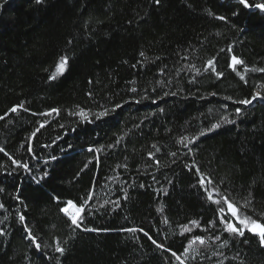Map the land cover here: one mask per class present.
<instances>
[{
    "label": "trees",
    "instance_id": "trees-1",
    "mask_svg": "<svg viewBox=\"0 0 264 264\" xmlns=\"http://www.w3.org/2000/svg\"><path fill=\"white\" fill-rule=\"evenodd\" d=\"M0 5V148L8 154L0 152V264H179L171 252L182 255L190 237L220 235L194 229L181 236L182 225L195 219L210 227L217 219L222 227L189 170L193 163L214 181L210 188L234 196L251 190L255 212L264 213V101L241 106L223 99L250 97L264 84L262 72L249 71L245 83L229 67L237 55L250 69L264 68V13L238 0ZM65 55L67 70L50 79ZM208 60L222 77L192 70L203 72ZM21 104L26 111L11 112ZM80 108L109 114L91 122L69 115ZM52 109L58 114L45 115ZM224 116L235 123L188 147L179 143ZM85 198L84 225L98 231H73L60 211L67 200ZM127 228L143 231L133 238ZM245 239L225 249L212 243L187 264H264L258 239ZM57 241L63 255L55 252Z\"/></svg>",
    "mask_w": 264,
    "mask_h": 264
},
{
    "label": "snow or ice",
    "instance_id": "snow-or-ice-1",
    "mask_svg": "<svg viewBox=\"0 0 264 264\" xmlns=\"http://www.w3.org/2000/svg\"><path fill=\"white\" fill-rule=\"evenodd\" d=\"M5 2H7V0H5ZM44 2L45 0H35V3L37 4H43ZM155 2L159 4L160 0H155ZM238 3L240 5H243L244 8H254L256 10H259L261 13H264V3H257L255 5H252L249 4L248 0H238ZM209 15H212V13L209 12ZM217 19L225 20L226 18L217 17ZM228 51L232 52V49H228ZM140 55L144 56V53L141 52ZM68 64H69V57L67 55L61 56L58 64L56 65V71L50 75V79L55 80L58 75H62L67 70ZM238 66H240L239 69ZM229 67L231 68L232 72L239 77V80L244 81L245 83H247L246 74L249 71H258L264 73V68L250 69L249 67L246 66L245 61L242 58H239L237 55L231 56ZM209 69H211V72L214 73L217 77L223 76V73L218 72L214 67L213 60L207 61V66L204 68L203 72L200 69L196 68L195 65H192V70L195 71L197 76L207 73ZM191 82L195 83L196 81L195 79H193V81ZM257 87L259 90L255 91L250 97L233 99V97L231 96H225L223 97V99L231 101L233 104H237L241 106L252 105L255 101H264V94H262V91H264V84L258 85ZM132 91H136V89L133 88ZM171 94L175 95L176 93H171ZM211 95L215 96L216 93L213 92L211 93ZM19 109H24L23 104L12 107L11 112L19 114L18 111ZM24 110L26 111V109ZM58 112L59 109H52L45 115L50 116L53 113L58 114ZM241 112L242 109L240 107H237L235 109V115L237 117L240 116ZM108 114H109L108 109H105L104 111L99 113H89L85 111L83 108H80L76 112L69 113V115L78 116L81 118V120L88 122H91L92 116H95L96 119H101L107 116ZM4 119H5L4 116H0V120H4ZM222 123L233 124L235 123V120H230L228 116H224L221 122L213 124L211 128L208 129L207 131L201 130L198 136H192V137L184 136L179 140V143L184 147H188L189 144H194L196 140L199 139L200 136H204L207 134V132L214 131L220 128ZM41 127H44V125L41 124ZM37 131H39V129ZM117 143H119V141H117ZM153 148H156V145H153ZM158 150L159 149H157V151ZM89 151H92V149H89ZM189 151H192V149L189 148ZM0 152H4L5 155H8L3 148H0ZM172 155L175 156L176 153H172ZM8 158L12 160V163L15 164L17 167L22 168L25 171H30L29 166L26 163H18L16 160L12 159L11 156H9ZM189 170L190 171L194 170V174L198 176L197 183L201 188L206 201L216 206L213 210L217 214L219 225L222 227H217V219H213L208 222L210 227H202L200 221L195 219L191 220L189 224L182 225L180 230L181 236H184L186 233H191L194 229H200L201 231H205V232L215 229L220 233V235L207 236V237L196 235L190 237L187 247L182 252V255H177V253L173 251L171 252L172 257H174L175 260L179 262V264H187L189 260H196V258L202 254L201 248L210 247L212 243L219 242L217 245L219 249L229 248L231 246L232 240L244 239V242L247 243L248 241L247 239H245L246 233L250 234L252 237H256L258 239V243L260 247L264 248V213L255 212V209L253 207V198H252L251 190H249L247 194L244 196H240V194H236L234 196L231 191H226V190L222 191L221 187L218 185L213 186L211 188L208 187L214 185V181L211 178H208L206 174L202 173L200 168L197 167L195 163H193V165ZM141 187H143V185H141ZM0 191L3 190L0 189ZM166 194L167 193L165 192V195ZM126 198L127 197L125 196V199ZM17 199H19V197H17ZM87 205H88L87 198H85V200L82 203H77L69 199L66 202H64V206L60 208V211L67 217L68 221L70 222L69 226L73 229V231L77 229L86 232L98 231L97 229L88 228L86 227V225H84V220L86 219L84 213H85V209L87 208ZM70 208L73 211H69ZM2 209H4V205L0 204V210ZM158 211L163 212V208L158 209ZM249 211H251L253 214L250 215ZM19 220L21 221V223H23L25 221V216L20 215ZM163 223L165 225L169 224L167 217H164ZM25 228L27 229L26 225ZM125 231L132 233L133 238H136L135 234L138 231H143V229L127 228L125 229ZM27 232H28V239L32 240L35 248L37 250L41 249V244L36 242L37 238L32 235L31 230L27 229ZM225 233L227 234L226 237L224 236ZM4 234L5 233L2 230H0V236ZM144 235L147 236L148 239L151 240V242L156 245V247L158 248L163 247V245L158 244L155 239L149 236L147 232H144ZM195 245H199L200 247H194ZM65 251H66L65 247H63L60 244V242L57 241L55 252L63 255ZM212 255L217 256V255H222V253L213 252ZM233 259L238 260L239 255L237 254V256H234ZM220 264H224V260H221ZM239 264H244V261L240 260Z\"/></svg>",
    "mask_w": 264,
    "mask_h": 264
},
{
    "label": "rangeland",
    "instance_id": "rangeland-1",
    "mask_svg": "<svg viewBox=\"0 0 264 264\" xmlns=\"http://www.w3.org/2000/svg\"><path fill=\"white\" fill-rule=\"evenodd\" d=\"M72 209H69V211H71Z\"/></svg>",
    "mask_w": 264,
    "mask_h": 264
},
{
    "label": "bare ground",
    "instance_id": "bare-ground-1",
    "mask_svg": "<svg viewBox=\"0 0 264 264\" xmlns=\"http://www.w3.org/2000/svg\"><path fill=\"white\" fill-rule=\"evenodd\" d=\"M71 211H73V210H71Z\"/></svg>",
    "mask_w": 264,
    "mask_h": 264
}]
</instances>
